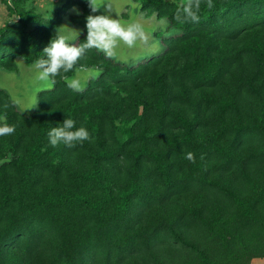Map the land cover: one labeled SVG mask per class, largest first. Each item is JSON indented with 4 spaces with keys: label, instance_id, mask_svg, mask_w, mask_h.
<instances>
[{
    "label": "rangeland",
    "instance_id": "rangeland-1",
    "mask_svg": "<svg viewBox=\"0 0 264 264\" xmlns=\"http://www.w3.org/2000/svg\"><path fill=\"white\" fill-rule=\"evenodd\" d=\"M111 3L112 18L142 24L147 43L132 48L121 43L117 59L90 49L76 65L79 72L61 71L55 84L44 85L33 67L45 58L44 48L57 34L83 44L81 25L89 14H106L104 8L91 13L87 0H0V30H5L0 116L15 127L11 135L0 136V264H73L63 244L68 231L44 221V188L86 190L93 200L107 201L111 188H125L133 176L137 188L129 220L100 235L99 229L91 233L80 264H195L194 254L168 246L171 233L208 251L214 264L261 259L256 257H264V135L259 129L264 127V86L253 81L252 48L264 41V26L227 32L244 23L240 9L207 27L199 41L184 44L175 22L147 7L146 0ZM202 54L217 65L213 85L191 81L192 63ZM105 59L124 68L117 77L108 72ZM65 75L79 78L84 91L68 88ZM159 86L166 94L164 112ZM65 118L84 127L90 139L72 148L63 142L52 146L48 133ZM184 120L188 127L181 125ZM112 124L127 130L123 145L115 143ZM188 152L195 162L186 159ZM159 153L168 181L152 156ZM94 155L103 160L108 186L102 181L93 186ZM91 186L96 191H89ZM218 188L248 207V226L241 228L243 211ZM15 196L35 213L18 206ZM219 238H226L224 245Z\"/></svg>",
    "mask_w": 264,
    "mask_h": 264
},
{
    "label": "trees",
    "instance_id": "trees-1",
    "mask_svg": "<svg viewBox=\"0 0 264 264\" xmlns=\"http://www.w3.org/2000/svg\"><path fill=\"white\" fill-rule=\"evenodd\" d=\"M215 8L208 10L204 4L205 0H202L201 10H200V20L198 23L186 22L180 23L174 19V15L177 9L176 2L166 3L161 0L153 1L146 0L145 5L151 9L159 11L161 16L168 18L169 20L175 22V27L177 31L184 38L182 41L184 44L191 43L196 37L203 36L207 34V27L217 23L219 19H227V17L232 16L237 13L238 10H244V23L235 24L233 27L227 28V32H237L238 29L241 30H256L264 26V0H213ZM83 30L82 38L86 37L87 29L86 24L81 25ZM5 36V30H0V44L2 43ZM186 37V39H185ZM252 54L254 57L255 70L253 81L258 87L264 86V41L260 40L252 48ZM102 57V55H99ZM108 65L107 70L111 73L112 77H117L120 73L122 66L111 62L110 60H104ZM216 64L208 62L205 55L202 54L199 59H196L192 63L191 67V81L193 84L203 83L208 85H213L216 81L215 77H219L218 69ZM257 87V89H258ZM257 89L253 90L257 94ZM69 95V94H68ZM158 100L160 102L161 111L164 112V107L166 104L165 92L161 86L158 87ZM219 109H223L224 106L220 101H214ZM181 121V125L184 127L189 126V122ZM113 125V124H112ZM262 134L264 135V127L259 126ZM113 139L115 143L123 145L128 140V132L123 126L113 125L112 127ZM143 149V148H142ZM144 150V149H143ZM153 159L158 166L160 171V177L163 180L168 181V167L165 165L162 167V162L164 157L159 154H154ZM162 158V159H161ZM92 169L89 175L97 176V184L99 185L102 181L103 186H108L106 181V175L108 174L103 170L101 157L96 155L92 156ZM101 160V161H100ZM137 183L134 178L127 183L125 188H120L113 190L112 188L108 191L106 197L109 200L98 199L93 200L85 189L83 194L74 193V191H61L53 186L44 188V221L50 224L68 231V234L63 239V244L66 246L65 254L70 253L74 261L73 264H80L81 255L85 248L90 246L89 240L91 233H95L99 229L98 234H102L110 227L120 228L129 220V212L132 209L130 207V199L132 197V192L137 188ZM91 186L89 191H96V189ZM221 193H223L229 199H232L242 211V215L245 219L241 228L248 226L250 213L248 207L240 202L239 199L233 196L231 192L224 188H218ZM7 198V197H6ZM16 204L26 210L29 214L33 215V209L27 204H24L18 196L13 198ZM65 235V234H64ZM218 241L221 244H225L226 238H219ZM168 246L176 247L185 252H191L194 254L196 263L195 264H214L208 251L199 249L193 245L188 244L186 241L182 240L178 236L171 233V239L166 240ZM85 249V250H84ZM264 259L263 256L256 257Z\"/></svg>",
    "mask_w": 264,
    "mask_h": 264
},
{
    "label": "clouds",
    "instance_id": "clouds-1",
    "mask_svg": "<svg viewBox=\"0 0 264 264\" xmlns=\"http://www.w3.org/2000/svg\"><path fill=\"white\" fill-rule=\"evenodd\" d=\"M87 3L91 13H97L103 7L106 14H89L86 17L87 35L83 44H71L67 37L59 34L50 41L43 50L45 58H39L33 63V67L37 70L36 80L42 84H55L54 77L60 75L61 71L63 73L73 70L79 72L81 69L76 65L90 49L102 52L107 58L117 59V49L121 43L129 48L136 46L137 42L147 43L149 37L142 24L139 22L122 23L120 19L112 18L111 0H87ZM201 5L202 0H181L174 19L180 23H198ZM204 6L208 10L215 8L213 0H205ZM62 79L72 91H84V84L79 78H69L65 75ZM7 107L8 105H5V108ZM14 131L15 127L7 123L6 116H0V136L11 135ZM48 136L52 146L63 142L69 148L75 147L77 142L90 139L89 132L84 127L77 128L72 118H65L59 126L53 127ZM186 159L195 162L194 154L191 152L186 154Z\"/></svg>",
    "mask_w": 264,
    "mask_h": 264
},
{
    "label": "crops",
    "instance_id": "crops-1",
    "mask_svg": "<svg viewBox=\"0 0 264 264\" xmlns=\"http://www.w3.org/2000/svg\"><path fill=\"white\" fill-rule=\"evenodd\" d=\"M248 264H264V259H255V258H252Z\"/></svg>",
    "mask_w": 264,
    "mask_h": 264
}]
</instances>
